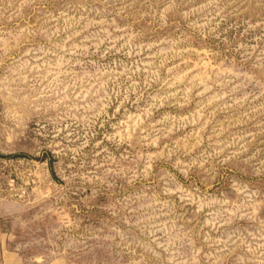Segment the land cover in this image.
<instances>
[{
  "label": "rangeland",
  "instance_id": "1",
  "mask_svg": "<svg viewBox=\"0 0 264 264\" xmlns=\"http://www.w3.org/2000/svg\"><path fill=\"white\" fill-rule=\"evenodd\" d=\"M0 264H264V0H0Z\"/></svg>",
  "mask_w": 264,
  "mask_h": 264
}]
</instances>
